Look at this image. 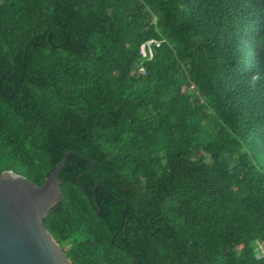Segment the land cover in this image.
<instances>
[{
    "label": "trees",
    "instance_id": "obj_1",
    "mask_svg": "<svg viewBox=\"0 0 264 264\" xmlns=\"http://www.w3.org/2000/svg\"><path fill=\"white\" fill-rule=\"evenodd\" d=\"M65 153L72 264H264V0H0V175Z\"/></svg>",
    "mask_w": 264,
    "mask_h": 264
},
{
    "label": "water",
    "instance_id": "obj_2",
    "mask_svg": "<svg viewBox=\"0 0 264 264\" xmlns=\"http://www.w3.org/2000/svg\"><path fill=\"white\" fill-rule=\"evenodd\" d=\"M69 154L63 155L60 165L40 186L11 171L1 173L0 264H72L43 224V219L59 201L61 185L58 174ZM87 161L90 167L77 177L78 184L92 167V162ZM82 191L88 198L83 188ZM97 206L100 215L102 209Z\"/></svg>",
    "mask_w": 264,
    "mask_h": 264
},
{
    "label": "built area",
    "instance_id": "obj_3",
    "mask_svg": "<svg viewBox=\"0 0 264 264\" xmlns=\"http://www.w3.org/2000/svg\"><path fill=\"white\" fill-rule=\"evenodd\" d=\"M155 45H158V42L156 41H148L146 43H143L140 47V54L142 57L146 58L147 60H150L152 57L153 47ZM139 71L143 72L142 68H139Z\"/></svg>",
    "mask_w": 264,
    "mask_h": 264
},
{
    "label": "rangeland",
    "instance_id": "obj_4",
    "mask_svg": "<svg viewBox=\"0 0 264 264\" xmlns=\"http://www.w3.org/2000/svg\"><path fill=\"white\" fill-rule=\"evenodd\" d=\"M259 249H261V250H262V249H263V246H260V247H259Z\"/></svg>",
    "mask_w": 264,
    "mask_h": 264
}]
</instances>
